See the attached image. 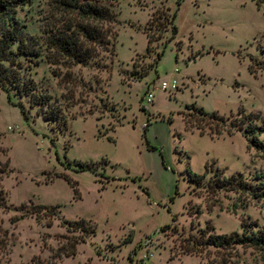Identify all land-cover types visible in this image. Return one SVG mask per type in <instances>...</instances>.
Instances as JSON below:
<instances>
[{
  "label": "rangeland",
  "instance_id": "obj_1",
  "mask_svg": "<svg viewBox=\"0 0 264 264\" xmlns=\"http://www.w3.org/2000/svg\"><path fill=\"white\" fill-rule=\"evenodd\" d=\"M175 3L111 0L113 21L104 23L111 46L98 65L97 43L91 44L94 62L86 65H70L46 46L48 29L77 21L74 13L54 0L15 7L17 31L34 53L13 58L19 75L49 95L64 124L44 120L26 96L0 87V165L7 159L0 186L7 205L58 209L53 216L26 213L10 222L20 211L0 208L8 243L0 264H264L263 250L239 245L180 252L188 233L206 222L217 233L240 232L241 221L264 224L263 198L221 190L208 196L207 208L204 185L213 167L264 184V157L239 130L213 133L215 122L198 119L194 108L229 120L240 108V114L256 115L255 124L264 120V0H179L170 36L160 15ZM64 73L70 75L66 84ZM171 79L175 90L157 88ZM148 89L153 97L146 104ZM257 137L264 143L263 131ZM74 161L92 162L91 170H77ZM205 163L201 184L189 182L185 168L201 173ZM58 173L76 182V195ZM61 218L94 225L71 256L57 254L66 238L77 235ZM170 251L177 255L168 258Z\"/></svg>",
  "mask_w": 264,
  "mask_h": 264
},
{
  "label": "trees",
  "instance_id": "obj_2",
  "mask_svg": "<svg viewBox=\"0 0 264 264\" xmlns=\"http://www.w3.org/2000/svg\"><path fill=\"white\" fill-rule=\"evenodd\" d=\"M263 0H256L258 4ZM30 2V0H0V87L4 91H8L9 88H13L14 92L18 95L26 96L29 104L36 106L38 112L42 118L46 121H59L61 125L64 124V119L60 117L57 108L51 105L50 97L46 92L38 90L30 78H21L19 75V61L13 58L16 55H22L23 58L34 55V53L27 48L26 43L19 31H17L16 21L13 17L15 7L24 5ZM55 6L63 10L64 12L74 13L78 20L68 24L60 29H48L46 37V46L56 53L60 59H64L69 62L70 65L79 64L86 65L94 62L95 53L91 46L92 43H97V65L101 60L103 52L109 51V30L104 23H110L113 21V11L111 10V0H54ZM179 0H176V7L170 13L162 12L160 23L163 29L169 28L170 36L175 35L176 27L173 23V18ZM17 31V32H16ZM146 43L149 41V36L145 34ZM15 43V50L11 49V45ZM101 53L99 54V52ZM162 53V49L156 54L154 63L156 64ZM249 59H253L250 57ZM247 69L250 70V63L247 65ZM146 73V71H145ZM143 73L142 76L145 74ZM63 81L68 82L70 75L68 73L63 74ZM19 111L25 116V111L21 105H17ZM197 113L200 114L198 119L206 117L215 122L213 133H219L220 129L226 128V132L230 133V130L236 129L246 139V145L252 146L264 157V143L258 139L257 135L260 132H264V120L262 119L259 124H255V114H240L241 109H237L238 116L233 120H229L227 116H222L214 111H204L201 107H194ZM197 119V117H196ZM187 121L185 120V123ZM195 128L198 133H201L200 127L197 122L194 121ZM217 124L220 127H217ZM212 163V162H211ZM77 170H91L92 162L74 161ZM7 166V159L5 163L0 165V179L4 174L5 167ZM208 168L207 163L203 166L201 173H194L188 168H185L187 180L194 185L201 184V180ZM210 168V167H209ZM211 181H207L204 185L207 208H211V199L209 195L214 196L219 191H232L240 194L244 193L254 199H264V184L262 181L257 180L253 183H248L242 173L239 171H233L228 175H223L222 171L218 167L212 169ZM58 176H62L66 182L72 187L74 195L77 193L76 182L69 178L65 173H58ZM255 178L259 177L257 174ZM147 194V192L145 191ZM210 199V200H209ZM24 204L17 206L7 205L5 199V193L0 186V208H14L20 211V215H13L10 217V222H14L26 213L33 214L36 219L39 218V213L48 214L49 216L55 215L58 212L57 205H44L35 204L32 209H23ZM199 210L195 207V213ZM47 215V216H48ZM175 219V215L171 216V221ZM60 222L66 229L77 231V235H73L66 238V243L61 244L57 248V254L63 256H71L75 253V244L78 241H82L85 236L91 235L94 232V225L83 218L65 219L61 218ZM50 224L49 221L46 223ZM240 232L231 231L229 233H217L214 232V228L208 222L203 227H197L194 233H188L186 239L183 240L180 246V252L184 254L198 255L207 246H212L220 249L231 248L235 245L242 247H251L258 251H264V224H257L255 220L241 221ZM172 226V225H171ZM170 224L162 225V228L171 227ZM127 240H129L127 235ZM7 236L6 230L0 228V253L6 252L7 248ZM177 254L174 252L169 253L168 258H172Z\"/></svg>",
  "mask_w": 264,
  "mask_h": 264
},
{
  "label": "built area",
  "instance_id": "obj_3",
  "mask_svg": "<svg viewBox=\"0 0 264 264\" xmlns=\"http://www.w3.org/2000/svg\"><path fill=\"white\" fill-rule=\"evenodd\" d=\"M177 87V84L176 82L174 81V79H171L169 82L168 81H165V80H160L158 85H157V88L162 90V91H173L175 90ZM144 96V100H145V103L148 104L151 100H152V97H153V93H152V89H148L144 92L143 94Z\"/></svg>",
  "mask_w": 264,
  "mask_h": 264
}]
</instances>
